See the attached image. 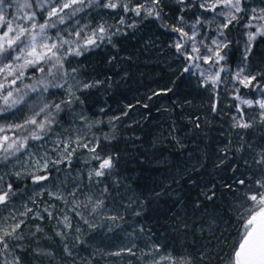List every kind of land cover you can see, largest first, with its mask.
<instances>
[{"label": "trees", "instance_id": "trees-1", "mask_svg": "<svg viewBox=\"0 0 264 264\" xmlns=\"http://www.w3.org/2000/svg\"><path fill=\"white\" fill-rule=\"evenodd\" d=\"M254 1L223 27L230 68ZM201 5L99 0L69 22L98 40L65 57L49 96L60 109L28 145L56 153L57 137L67 156L42 179L0 173L9 192L0 220L21 211L0 240V264H247L239 258L264 185V119L251 109L238 127L235 98L187 69L178 33ZM246 60L252 95L264 83V33Z\"/></svg>", "mask_w": 264, "mask_h": 264}, {"label": "rangeland", "instance_id": "rangeland-1", "mask_svg": "<svg viewBox=\"0 0 264 264\" xmlns=\"http://www.w3.org/2000/svg\"><path fill=\"white\" fill-rule=\"evenodd\" d=\"M98 1L0 0L1 177L26 174L42 179L46 173H40L46 172L53 158L58 161L66 158V142L57 137L51 146L56 153L45 151L39 156L31 153L28 145L47 133L50 119L60 109L49 96L52 89L63 83L65 57L98 40L97 33L82 26L77 30L75 26H68L71 20L79 18L84 8ZM241 1L202 0L199 16L183 23L177 41L180 53L186 57L187 69L197 74L204 84L223 89L235 98V123L238 127H247L246 115L252 116V110L264 119V83L255 85L252 95L245 89L252 80L247 53L255 38L264 33V0H255L250 9L241 61L230 68L220 50L225 40L223 27L240 11ZM80 29L85 33L80 34ZM6 188L0 189L2 202L9 196ZM261 192L253 199L257 212L264 214V185ZM20 214L19 208L11 207L7 218L0 220V240L15 230ZM249 239L250 234L244 251L240 252V261L247 260Z\"/></svg>", "mask_w": 264, "mask_h": 264}, {"label": "flooded vegetation", "instance_id": "flooded-vegetation-1", "mask_svg": "<svg viewBox=\"0 0 264 264\" xmlns=\"http://www.w3.org/2000/svg\"><path fill=\"white\" fill-rule=\"evenodd\" d=\"M255 218L249 230L252 243L245 254L247 264H264V214L258 212Z\"/></svg>", "mask_w": 264, "mask_h": 264}]
</instances>
